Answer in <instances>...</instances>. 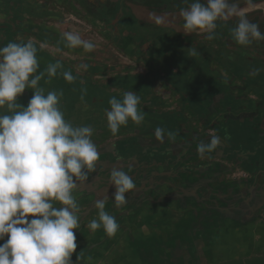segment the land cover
I'll return each instance as SVG.
<instances>
[{
	"label": "crops",
	"instance_id": "1",
	"mask_svg": "<svg viewBox=\"0 0 264 264\" xmlns=\"http://www.w3.org/2000/svg\"><path fill=\"white\" fill-rule=\"evenodd\" d=\"M107 1L90 0L93 15L78 11V0H0V47L33 42L32 76L43 73L37 88L59 95L67 123L93 129L99 159L73 190L80 227L73 230L72 264H264V152L251 159L247 141H264V49L235 42L236 16L218 20L208 39L199 30L184 32L180 11L187 7L163 11L123 0L117 17H99ZM236 7L248 19L254 9ZM65 32L91 41L94 50L69 48ZM57 63L50 77L47 68ZM66 71L75 77L71 83ZM35 90L26 88L16 103L26 107ZM125 92L140 98L144 119L113 135L109 100L122 101ZM5 114L11 113L0 108ZM156 128L164 130L162 140ZM213 135L217 148L201 155L199 144ZM113 168L135 184L120 207ZM101 199L119 225L112 237L87 227L98 220L94 204Z\"/></svg>",
	"mask_w": 264,
	"mask_h": 264
},
{
	"label": "clouds",
	"instance_id": "2",
	"mask_svg": "<svg viewBox=\"0 0 264 264\" xmlns=\"http://www.w3.org/2000/svg\"><path fill=\"white\" fill-rule=\"evenodd\" d=\"M247 3L251 5L252 0ZM180 15L186 34L199 30L212 39L218 20L236 16L238 22L232 29L236 43L246 46L264 40L259 25L229 0H191ZM63 36L69 48L82 47L85 52L95 48L78 34L65 32ZM36 52L31 41L0 47V108L6 107L11 113L0 115V240L6 234L8 237L0 244V264H72L71 256L77 248L73 230L80 227V209L73 190L77 181L88 179L99 159L90 139L93 129L67 123L58 107L59 95L54 91L44 95V90L37 88L43 73L32 76L38 68ZM59 67V63L50 64L48 75L55 76ZM79 67L86 70L88 65ZM63 77L70 83L75 79L67 71ZM28 87L36 90L27 106L17 104V96ZM139 102L134 92H125L122 101L115 97L109 100L111 108L106 117L113 135L129 120L136 124L143 121ZM168 135L174 137L173 133ZM155 136L162 140L164 130L156 128ZM219 142V137L213 135L209 142L199 144L197 151L201 155L210 153ZM110 179L115 187L114 206L120 207L135 184L117 168L112 169ZM56 204L60 207H54ZM94 207L98 209V220L93 219L87 227L93 232L103 227L109 237L114 236L119 225L104 211L105 200H97ZM29 216L34 218L29 220Z\"/></svg>",
	"mask_w": 264,
	"mask_h": 264
},
{
	"label": "flooded vegetation",
	"instance_id": "3",
	"mask_svg": "<svg viewBox=\"0 0 264 264\" xmlns=\"http://www.w3.org/2000/svg\"><path fill=\"white\" fill-rule=\"evenodd\" d=\"M135 3H138L140 5H143V6H146V7H149V8H154V5H158V7H160L159 9L163 10V11H169V9H172V8H182L184 7H188V4L191 3V0H186L185 2H182L181 4H178L177 6L175 7H171V8H167V7H164L163 5L161 4H157V3H154V2H151L150 0H147L148 2L146 3H141V2H137L136 0H133ZM230 3H235L236 5H240V4H248L247 3V0H229ZM264 4V0H252V3L251 5H249L250 8H254L252 10L251 13H249V20L258 24L259 25V28H260V31L262 33H264V11H262V7ZM254 13H259V15H255ZM247 47H251V48H259V49H264V40H260V41H252L251 44L249 45H246Z\"/></svg>",
	"mask_w": 264,
	"mask_h": 264
},
{
	"label": "trees",
	"instance_id": "4",
	"mask_svg": "<svg viewBox=\"0 0 264 264\" xmlns=\"http://www.w3.org/2000/svg\"><path fill=\"white\" fill-rule=\"evenodd\" d=\"M243 1V0H242ZM85 6L87 7L88 11H90L93 15H96L92 9L95 8V3H92L90 2V0H83ZM106 7H104L106 9L105 12H101L99 15V17H106L105 15H108V17H117L118 13H117V10H118V4L117 3H114V2H110L109 0L106 2ZM125 12L126 14H130V11L126 8L125 9ZM248 138L250 136H252V134H248ZM253 138V137H252ZM251 145H252V152L254 153V156L250 157L251 159H256L261 153L264 152V141H258V140H254V139H251L249 138L247 140ZM241 143V142H239ZM235 144H237V142H235ZM147 158L150 156V153L147 152ZM151 158H154L152 157V155L150 156Z\"/></svg>",
	"mask_w": 264,
	"mask_h": 264
},
{
	"label": "rangeland",
	"instance_id": "5",
	"mask_svg": "<svg viewBox=\"0 0 264 264\" xmlns=\"http://www.w3.org/2000/svg\"><path fill=\"white\" fill-rule=\"evenodd\" d=\"M150 1L157 4H161L164 7L171 8L177 6L178 4H181L182 2H185L186 0H150ZM76 4H77L76 6L77 10L81 11V13H83L82 11L85 10L87 11V7L85 6L83 0H78V3ZM65 5L66 7L71 6V5L69 6V3H66Z\"/></svg>",
	"mask_w": 264,
	"mask_h": 264
},
{
	"label": "water",
	"instance_id": "6",
	"mask_svg": "<svg viewBox=\"0 0 264 264\" xmlns=\"http://www.w3.org/2000/svg\"><path fill=\"white\" fill-rule=\"evenodd\" d=\"M118 11L120 12V13H122L123 12V0H119V2H118Z\"/></svg>",
	"mask_w": 264,
	"mask_h": 264
}]
</instances>
